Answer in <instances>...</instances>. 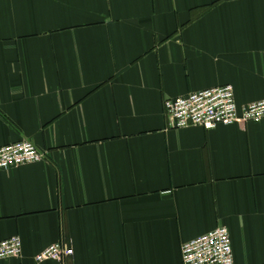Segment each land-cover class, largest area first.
I'll return each instance as SVG.
<instances>
[{"label":"crops","instance_id":"crops-1","mask_svg":"<svg viewBox=\"0 0 264 264\" xmlns=\"http://www.w3.org/2000/svg\"><path fill=\"white\" fill-rule=\"evenodd\" d=\"M232 84L264 100V0H0V264H183L228 227L234 264H264V120L169 127L164 102ZM64 260L37 262L57 242Z\"/></svg>","mask_w":264,"mask_h":264},{"label":"built area","instance_id":"built-area-1","mask_svg":"<svg viewBox=\"0 0 264 264\" xmlns=\"http://www.w3.org/2000/svg\"><path fill=\"white\" fill-rule=\"evenodd\" d=\"M232 84H223L191 92L184 96L168 98L164 112L172 129L198 126L207 130L220 125L244 124L264 120V100L239 106ZM48 152L41 151L28 139L0 146V170H8L31 163L43 162ZM20 236L0 241V260L19 257L22 254ZM74 254V250L60 241L44 249L36 256L37 262L62 261ZM234 249L227 226L217 225L182 246L183 264H234Z\"/></svg>","mask_w":264,"mask_h":264}]
</instances>
